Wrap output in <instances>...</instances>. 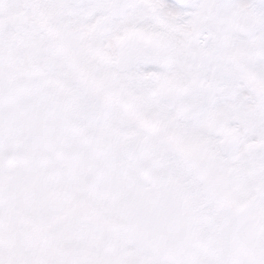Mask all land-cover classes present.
I'll return each mask as SVG.
<instances>
[{"label":"snow or ice","instance_id":"6c2138e0","mask_svg":"<svg viewBox=\"0 0 264 264\" xmlns=\"http://www.w3.org/2000/svg\"><path fill=\"white\" fill-rule=\"evenodd\" d=\"M0 264H264V0H0Z\"/></svg>","mask_w":264,"mask_h":264}]
</instances>
